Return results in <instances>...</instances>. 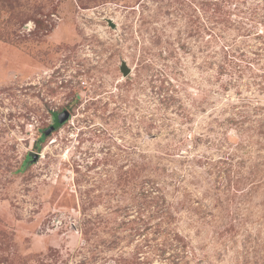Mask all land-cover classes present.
<instances>
[{"label": "rangeland", "instance_id": "rangeland-1", "mask_svg": "<svg viewBox=\"0 0 264 264\" xmlns=\"http://www.w3.org/2000/svg\"><path fill=\"white\" fill-rule=\"evenodd\" d=\"M0 264H264V0H0Z\"/></svg>", "mask_w": 264, "mask_h": 264}, {"label": "water", "instance_id": "water-1", "mask_svg": "<svg viewBox=\"0 0 264 264\" xmlns=\"http://www.w3.org/2000/svg\"><path fill=\"white\" fill-rule=\"evenodd\" d=\"M120 71L122 72L123 76H127L128 73L130 72V70H128V69L126 68V65H125L124 62H122L121 66H120ZM67 119H68V114L64 113V115L62 114V115H59V116H58L57 121H58V123H63V122H65Z\"/></svg>", "mask_w": 264, "mask_h": 264}, {"label": "flooded vegetation", "instance_id": "flooded-vegetation-1", "mask_svg": "<svg viewBox=\"0 0 264 264\" xmlns=\"http://www.w3.org/2000/svg\"><path fill=\"white\" fill-rule=\"evenodd\" d=\"M63 113H66V114H68V112L67 111H64ZM58 115V114H57ZM57 115L55 116V123L57 122Z\"/></svg>", "mask_w": 264, "mask_h": 264}, {"label": "trees", "instance_id": "trees-1", "mask_svg": "<svg viewBox=\"0 0 264 264\" xmlns=\"http://www.w3.org/2000/svg\"><path fill=\"white\" fill-rule=\"evenodd\" d=\"M58 119V118H57ZM56 124H58L57 122H56Z\"/></svg>", "mask_w": 264, "mask_h": 264}]
</instances>
